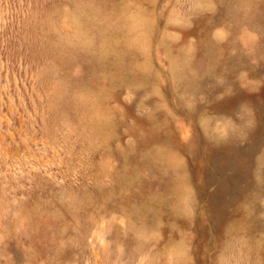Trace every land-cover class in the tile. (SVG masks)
Masks as SVG:
<instances>
[{
	"label": "rangeland",
	"instance_id": "rangeland-1",
	"mask_svg": "<svg viewBox=\"0 0 264 264\" xmlns=\"http://www.w3.org/2000/svg\"><path fill=\"white\" fill-rule=\"evenodd\" d=\"M0 264H264V0H0Z\"/></svg>",
	"mask_w": 264,
	"mask_h": 264
}]
</instances>
